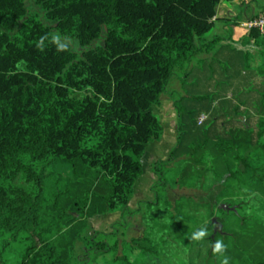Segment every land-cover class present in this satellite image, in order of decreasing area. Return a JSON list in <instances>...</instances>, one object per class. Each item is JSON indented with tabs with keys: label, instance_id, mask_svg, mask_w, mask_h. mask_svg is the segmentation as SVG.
<instances>
[{
	"label": "trees",
	"instance_id": "16d2710c",
	"mask_svg": "<svg viewBox=\"0 0 264 264\" xmlns=\"http://www.w3.org/2000/svg\"><path fill=\"white\" fill-rule=\"evenodd\" d=\"M220 2L34 0V9L29 0H0V264H172L176 257L218 264L209 246L217 239L216 205L203 203L210 231L204 240H193L183 225L193 221L185 208L218 188L217 203L240 207L229 212L240 224L264 225L262 108L255 124L226 129L223 122L222 131L187 142L186 120L195 112L176 101L177 143L168 159L152 163L154 199L130 208L149 145L165 132L154 105L178 69L211 53L217 39L206 35ZM53 33L68 50H57ZM45 35L41 51L36 43ZM56 171L102 181L58 190L50 202L46 184ZM117 212L110 232L91 225ZM137 214L140 234L132 224Z\"/></svg>",
	"mask_w": 264,
	"mask_h": 264
},
{
	"label": "rangeland",
	"instance_id": "374dc122",
	"mask_svg": "<svg viewBox=\"0 0 264 264\" xmlns=\"http://www.w3.org/2000/svg\"><path fill=\"white\" fill-rule=\"evenodd\" d=\"M30 6L36 9L34 0H29ZM264 4V0H256V5ZM225 33L231 32L228 27ZM216 34V29L209 32L206 37L213 40ZM75 48L79 49L77 44L73 43ZM215 56V51L209 54V59L212 61ZM201 55L196 57L191 64H186L182 69H178L176 75L171 79L167 92L161 96V101L158 105H154V111L158 115L165 128L163 138L159 142H155L156 148L159 150V155L150 156L151 149L154 148L152 144L146 152L147 157L145 160V172L139 178L135 184L134 198L130 204L132 210L138 209L142 201L153 200L154 194L151 191L152 185L155 184L157 177L153 173L152 163L158 159H168L170 150L177 143V113L175 110L174 103L179 101V105L186 111H194L192 120H186L188 122V131L190 135L187 137V142L197 138L205 131L214 132L216 129L218 132L222 131L221 124L224 122L226 129H232L236 126L228 118L229 113V102L234 100L231 97L233 92L229 89V75L226 74L225 78H216L213 75V70L207 71L203 68L204 62L201 60ZM230 92V93H229ZM233 96V95H232ZM234 105V104H233ZM223 108V109H222ZM226 111V112H225ZM201 113L208 115V120L204 126L199 127L197 125V118ZM216 130V131H217ZM152 147V148H151ZM56 171L50 174L46 184V200L50 202L53 199V195L58 190L66 191L68 188L74 189L79 192L84 184L88 181L89 183L101 182L99 179H94V174L89 178H71L68 172L64 173L63 176H59ZM170 185H173V180L176 178L175 171L168 172ZM150 180V182H149ZM149 182V186L145 189V192L141 193V187ZM145 187V186H144ZM220 191L218 188L208 198H197L196 201L200 203H190L185 208L187 215L193 219V221L183 222L186 230L190 233L195 231L200 226H206L208 224V209L203 203L209 201L211 204L216 205L214 208V217L211 219L214 223V235H217V239H222L227 246V253L230 257V264H248L249 261H258L264 259V225L255 223L254 221L247 222L246 225L240 224L229 212L237 211L240 209L238 205L232 207L225 201L217 203L216 195ZM141 193V194H140ZM175 191L170 192L169 196L171 199L176 197ZM49 202V203H50ZM255 204V201H252ZM48 205V203H45ZM247 210V213H251V208ZM256 207H259L258 205ZM219 209L227 211V213L221 212ZM250 215V214H249ZM120 220V213L117 212L115 215H101L96 216L90 220L91 225L95 230L110 232L113 223ZM132 224L135 227L136 233L140 234L143 230V219L142 214L134 215L132 218ZM208 231V230H207ZM210 233V231H208ZM19 254V253H18ZM16 254L13 259H18L19 255ZM138 252L135 253V256ZM144 259V258H142ZM199 260L196 261V263ZM141 264H161L159 262H153L145 260ZM172 264H190L180 257H176Z\"/></svg>",
	"mask_w": 264,
	"mask_h": 264
},
{
	"label": "crops",
	"instance_id": "0c3cea01",
	"mask_svg": "<svg viewBox=\"0 0 264 264\" xmlns=\"http://www.w3.org/2000/svg\"><path fill=\"white\" fill-rule=\"evenodd\" d=\"M261 13H264V4L256 5V0L221 1L213 19L217 40L211 52L215 51V56L211 61L207 51L200 54L203 68L213 70L216 78L229 75V91L233 92L231 97L234 100L229 102L228 115L234 124L241 121L255 124L259 108L264 111V36H253L242 26ZM229 26L231 32L227 34L225 31ZM206 39L211 41L208 37ZM237 106L241 107L239 116L234 112ZM156 147H151L150 156L159 155ZM149 182L140 188L141 193L144 194Z\"/></svg>",
	"mask_w": 264,
	"mask_h": 264
},
{
	"label": "clouds",
	"instance_id": "9594fccd",
	"mask_svg": "<svg viewBox=\"0 0 264 264\" xmlns=\"http://www.w3.org/2000/svg\"><path fill=\"white\" fill-rule=\"evenodd\" d=\"M48 39V35L41 36L39 41L36 43V47L43 51L45 47V40ZM68 39V38H65ZM51 42L55 44L58 51H66L69 48L68 43L62 42V38L58 33L51 34ZM209 235L207 228L205 226H200L195 231L192 232V239L195 241H202ZM212 249V253L216 256L218 264H230V257L226 255L227 246L222 239H216L212 241L209 245Z\"/></svg>",
	"mask_w": 264,
	"mask_h": 264
},
{
	"label": "built area",
	"instance_id": "2783aa9c",
	"mask_svg": "<svg viewBox=\"0 0 264 264\" xmlns=\"http://www.w3.org/2000/svg\"><path fill=\"white\" fill-rule=\"evenodd\" d=\"M242 26L249 31L256 29L261 33L262 36H264V13L259 14L257 17L251 18L242 24ZM207 119L208 115L206 113H201L197 118V125L203 126Z\"/></svg>",
	"mask_w": 264,
	"mask_h": 264
}]
</instances>
